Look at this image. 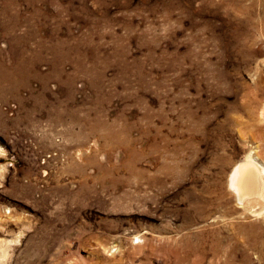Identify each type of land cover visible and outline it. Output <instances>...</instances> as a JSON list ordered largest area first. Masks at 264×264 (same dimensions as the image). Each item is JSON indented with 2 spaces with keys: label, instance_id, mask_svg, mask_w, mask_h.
Here are the masks:
<instances>
[{
  "label": "rangeland",
  "instance_id": "rangeland-1",
  "mask_svg": "<svg viewBox=\"0 0 264 264\" xmlns=\"http://www.w3.org/2000/svg\"><path fill=\"white\" fill-rule=\"evenodd\" d=\"M263 91L264 0H0V264H264Z\"/></svg>",
  "mask_w": 264,
  "mask_h": 264
},
{
  "label": "bare ground",
  "instance_id": "bare-ground-1",
  "mask_svg": "<svg viewBox=\"0 0 264 264\" xmlns=\"http://www.w3.org/2000/svg\"><path fill=\"white\" fill-rule=\"evenodd\" d=\"M261 94L264 95V93ZM248 101L249 102L245 104H248L247 106L243 105V114L252 119L251 105L254 103V99L250 98ZM261 105L262 106L259 107L260 109L257 110L256 118L264 127V100ZM261 127H259V130H264V128ZM259 139L264 146V132L261 133ZM227 188L239 206L237 209L243 210V212L253 217L264 218V166L256 162L250 155L236 161L228 175ZM234 227L236 226H233V228ZM260 238H262V240H259ZM261 243L264 244V229L261 230V232H255L245 237L242 246L257 249L258 258L264 260V248Z\"/></svg>",
  "mask_w": 264,
  "mask_h": 264
}]
</instances>
